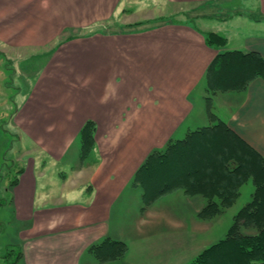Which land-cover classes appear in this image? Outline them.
<instances>
[{
	"label": "crops",
	"instance_id": "1",
	"mask_svg": "<svg viewBox=\"0 0 264 264\" xmlns=\"http://www.w3.org/2000/svg\"><path fill=\"white\" fill-rule=\"evenodd\" d=\"M8 1L0 39L27 47L55 41L61 26L79 33L39 66L19 101L25 153L0 207L3 245L21 247L18 264H187L177 252L211 243L205 203L226 198L204 194L207 179L217 186L212 172L227 176L228 190L264 180V0ZM13 3L18 20L7 16ZM181 15L247 26H237L239 44L226 36L216 48L206 39L216 30L173 19ZM90 119L95 147L83 160ZM170 142L166 156H152Z\"/></svg>",
	"mask_w": 264,
	"mask_h": 264
},
{
	"label": "rangeland",
	"instance_id": "2",
	"mask_svg": "<svg viewBox=\"0 0 264 264\" xmlns=\"http://www.w3.org/2000/svg\"><path fill=\"white\" fill-rule=\"evenodd\" d=\"M8 2L12 3L13 0H9ZM13 5L17 4L13 3L11 6L12 8H8L9 10L7 16L18 20L19 10L18 8L16 9ZM2 7L3 4L0 5V8ZM225 13L226 11L223 10L221 11L220 15L223 16ZM178 18L200 25L207 32L213 29L220 32L222 35H225L227 37L229 36V45L239 44L240 42L241 37H236L235 35L240 34V31L237 29V26H247L246 22L244 24L241 23V25L240 23L236 25V22H224L219 20L218 18L213 19L211 22L185 15H181L173 19ZM97 29L98 28H95L88 33H94ZM116 29L117 27L115 26V22L108 23L109 33H115ZM121 29H123V27H121ZM76 33H79V28H71V26H61L55 41L47 44L30 45L27 47L17 42L12 43L8 42V40L0 39V202L2 203H5L6 200L10 199L8 189L10 185H12L14 180L17 178L18 174L20 173V170L23 168V162L21 161V157L25 153V149H22L23 152H19L22 146V144L20 143L21 127L19 124H17V119H15V115L19 110V101L23 97L29 98V95L31 94V91L35 84L34 82L39 80L38 76H36L39 66L44 63L46 64L48 61L50 62L56 52L59 49L62 50L64 48L62 42L71 41V38ZM200 90L202 94L206 91L204 87H201ZM55 93L60 95L58 96L59 99L68 98L67 92ZM212 110L216 112L217 108L212 107ZM213 165H216V161L213 162ZM210 168H212V166H210L209 169ZM229 172L233 173L230 170ZM212 173L215 176L213 178L216 180L215 182L217 186L215 188L214 186H211L210 178L207 179L205 181L206 186L203 187L205 195L213 196L214 194H218L221 196H227L229 194L232 195L233 193V196H235V202H233L231 206H233L232 208H236L237 210H240L245 203L247 204L248 202L254 199L257 186H253V181H250V184H246L242 188V191L241 188L238 189V186L234 189L232 188L231 190H228V188H225L221 185L222 182L226 183L227 176L225 175V177H217L215 175L217 172L214 171ZM209 174H211V172H209ZM242 179H246V176H243L241 174L240 177L237 179V183ZM246 182H248V180H246ZM194 191L195 190H193L192 187H189L188 195H193ZM250 197L251 200L248 201ZM211 201L212 200H209L208 203H205V207H207V205ZM231 206L225 207L222 211L216 212L214 215L211 214V212L204 213V226L211 228L208 234L205 235V245L208 241L209 243H214L218 240H221L228 234L230 227H227V224L229 220L232 221V224L234 222V218H229L227 213L229 212L227 209ZM1 213L2 212H0V214ZM242 230L246 229L242 228ZM252 232L254 233L256 232V230H253ZM2 239H4L3 236H0V264H11L10 258H13V256H7V246L5 247L3 245ZM210 244L206 245L204 249L210 246ZM11 250L13 249H10L9 252ZM198 252L194 250H181V252H177V254H179L177 259L182 261L184 260L187 264H190L194 257L198 255ZM4 256L8 257L9 259L6 261ZM227 261L229 260L226 259L225 261L223 259L220 261V263L224 264V262L226 263Z\"/></svg>",
	"mask_w": 264,
	"mask_h": 264
},
{
	"label": "trees",
	"instance_id": "3",
	"mask_svg": "<svg viewBox=\"0 0 264 264\" xmlns=\"http://www.w3.org/2000/svg\"><path fill=\"white\" fill-rule=\"evenodd\" d=\"M135 25L138 26L141 24L137 23ZM206 39L209 45L216 48H223L228 41L225 35H222L216 31L208 32ZM230 54L231 51H224L219 53V55L223 57H226ZM230 61H232V59H227L224 65L229 66ZM215 64L216 61L213 62L212 66H214ZM259 67L261 69L264 68V59L260 60ZM261 69L253 72V77L261 74L263 71ZM96 127V122L90 119L85 122L80 131L79 138L83 145V160L92 153L95 147ZM176 145L177 143L175 144L173 142H170L167 144L164 150L154 151L152 153V156L157 155L158 158L164 157L171 150V148H174ZM147 165L148 162H145L143 164V167ZM227 169H229L228 166ZM22 171L23 168L20 170V173ZM19 174L12 185H10L11 187L18 182ZM257 182L258 186L254 195V199L245 204L234 215V222L230 226L228 234L221 240H218L217 242L204 249L190 264H221L220 261L223 259L225 261L226 259L229 260L226 263L224 262V264H264V196H262V190L264 189V180H262V183L259 181ZM192 188L193 190H196L195 184H193ZM225 197L226 198L221 203L211 201L207 205V207L204 208L200 215L204 216V213L206 212H211V214L214 215L216 212L222 211L225 207L231 206L234 202L235 196H233L232 193V195L229 194ZM3 203L0 202V205H2ZM242 228L246 230H242ZM253 230H256V232L253 233ZM121 244L122 251H120L119 254L122 256L126 253L128 247L123 242H121ZM6 249L8 251L7 256H13V258H10V263L18 264L19 260L22 257L21 247L16 244H10ZM10 249L13 250L9 252ZM4 258L6 259V261L9 259L5 256Z\"/></svg>",
	"mask_w": 264,
	"mask_h": 264
}]
</instances>
